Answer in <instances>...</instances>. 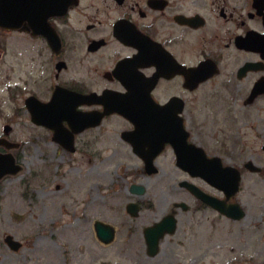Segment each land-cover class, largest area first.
I'll return each mask as SVG.
<instances>
[{"label": "flooded vegetation", "instance_id": "flooded-vegetation-1", "mask_svg": "<svg viewBox=\"0 0 264 264\" xmlns=\"http://www.w3.org/2000/svg\"><path fill=\"white\" fill-rule=\"evenodd\" d=\"M69 1L65 12V0H0V12L3 2L9 19L22 23L11 28L0 25V39H23L18 38L11 50L0 44V64L7 65L0 82V108L8 106L11 111L0 132V154L12 156L15 166L20 165L17 151L23 141L12 139V125L23 119L39 131L53 133L33 116L47 110L60 91V107H73L79 113L76 121L92 124L75 135L73 154L79 153L81 144L97 146L112 127L140 164L141 176L160 175L162 160H171L175 169L163 194L156 195V201H170L158 222L139 223L150 206L148 190L133 183L128 192L134 199L125 203L124 210L133 224L94 217L95 245L109 248L121 230L130 228L124 243L143 242L136 250L154 259L164 240L184 248L193 237L196 225L184 224V218L212 214L218 221L240 223L248 217L245 179L264 180V0ZM125 115L152 128L156 146L163 143L164 150L155 159L157 173H148L144 159L126 139L136 127ZM82 123L71 128L63 119L62 127L78 131ZM180 124L189 144L201 150L186 157L204 175L218 173L220 163L235 170L224 188L177 166L176 153L165 138ZM143 152L151 155L153 150L147 144ZM11 177L0 179V211H7V220L0 221V228L7 226V231H0V264H81L71 246L53 263L47 224L32 232L22 229L29 214L7 210L3 204L7 188L1 185ZM22 191L20 195L27 197L31 194L25 191L38 190ZM167 220L175 221L173 232L172 226H165ZM259 222L264 223V211ZM162 223L164 236L157 254L151 256L147 231ZM108 226L115 231L113 242ZM177 252H169L166 264H182ZM85 264H92L90 258Z\"/></svg>", "mask_w": 264, "mask_h": 264}, {"label": "rangeland", "instance_id": "rangeland-1", "mask_svg": "<svg viewBox=\"0 0 264 264\" xmlns=\"http://www.w3.org/2000/svg\"><path fill=\"white\" fill-rule=\"evenodd\" d=\"M18 38L23 40L12 36L7 40L0 39V44L11 50L14 42L20 41ZM11 59L8 57L7 60ZM4 71H7V65L0 64V82L7 74ZM10 115L8 106L0 108V132L9 123ZM12 127V139L23 141L17 151L22 171L1 185L7 188L3 204L7 210L29 214L22 227L25 232L48 225L53 263H58L64 249L71 246L81 264L89 258L92 264H166L170 251H178L177 261L182 264H264V223L259 222L264 211V180L246 177L244 201L249 205L250 215L243 221H218L212 214L190 221L184 218V224L196 225L193 237L187 240L185 247L178 248L164 240L160 255L151 259L145 251L139 253L136 250L137 246L140 249L144 246L143 242L124 243L130 228L121 230L117 241L109 248L95 245L91 221L94 217H107L111 221L133 224L129 223L124 211L125 203L134 199L128 189L133 183H142L148 190L146 199L150 206L141 214L139 223L147 226L158 222L170 205V201L162 203V199H155L157 194H163L170 175L175 173L171 160L159 162L160 175L145 178L139 174L140 164L130 149L121 144L112 127L106 129L97 146L81 144L78 154L63 149L53 141V133L39 131L25 119ZM28 188L38 191H25L31 195L21 196L22 189ZM6 212L0 211V221L7 220ZM55 225L59 226L58 230L53 228ZM5 228L6 225L2 226L0 231H7Z\"/></svg>", "mask_w": 264, "mask_h": 264}, {"label": "water", "instance_id": "water-1", "mask_svg": "<svg viewBox=\"0 0 264 264\" xmlns=\"http://www.w3.org/2000/svg\"><path fill=\"white\" fill-rule=\"evenodd\" d=\"M68 3H69V0H65L66 9L69 5ZM1 11L2 12L0 15V23L3 24L4 26H11V23H10L11 21L9 20V17L3 12V2H1ZM62 99H63L62 94L56 93L52 102L46 105L48 107L47 108L48 110L45 109V111L39 112V114L36 116L37 117L36 122L38 124H42L50 129L55 130L54 139L64 144L70 151H73L74 150L73 149V133L67 130H64L60 126L61 121L59 119L63 117L65 119L68 118L70 119L71 125H73V123H76L75 121L76 114L73 108L65 110L60 107V102ZM134 122L136 124V131L133 132L134 138L131 137V139L128 138V140L134 145L136 152L139 155L144 157V159L146 160L147 167L151 168L149 171L151 173H155V171L153 170L154 159L156 155L159 154V152L162 150V147H158V149L156 147L155 149L157 151L152 156H144L143 153L141 152V149L143 148V144L145 143V140L149 139L147 138V136L149 135L152 136L154 131L150 128H146L145 126L142 125L141 122H138L137 120H134ZM85 128L86 127L83 126V129L81 130H84ZM181 131L183 130H179V129L176 130L177 132L176 134L178 135ZM150 139L153 140V138H150ZM169 141L172 143V145L174 146V149H176L177 151V155H178L177 165L185 171H195L197 172V174L203 175V173L201 172V169H199L196 166V164H192V162H189L186 157L188 149L191 148L192 146H189L185 139H180L178 136L170 137ZM194 149L197 151H200L196 148ZM13 163H14V159L12 160V158L9 159L7 156L0 155V177L5 176L6 174H16L20 171V167L13 168ZM219 168L221 169L220 172L222 173L233 171L231 168L223 169L221 165L219 166ZM205 178H207L212 184L220 188L224 187L223 183L227 180V178H225L223 174L222 175L214 174V175H209L208 177H206L205 175ZM237 180L238 179L235 178V181ZM166 223L167 224L165 226H172L174 228V225H175L174 220L173 221L167 220ZM162 226H164L163 223L147 231V234L149 235L147 238L148 248L150 250L151 256H154L157 254L158 249H159V244H160L159 239L164 236L163 235L164 233L161 230H159V228H161ZM111 233L113 234V230ZM112 239L113 238H111L110 241Z\"/></svg>", "mask_w": 264, "mask_h": 264}]
</instances>
